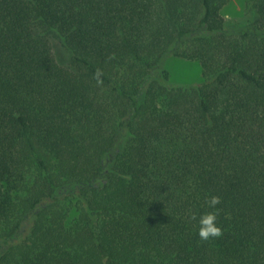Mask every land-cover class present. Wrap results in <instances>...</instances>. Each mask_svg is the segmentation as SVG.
<instances>
[{
  "label": "trees",
  "instance_id": "obj_1",
  "mask_svg": "<svg viewBox=\"0 0 264 264\" xmlns=\"http://www.w3.org/2000/svg\"><path fill=\"white\" fill-rule=\"evenodd\" d=\"M229 1L0 0V264H264V0Z\"/></svg>",
  "mask_w": 264,
  "mask_h": 264
},
{
  "label": "rangeland",
  "instance_id": "obj_2",
  "mask_svg": "<svg viewBox=\"0 0 264 264\" xmlns=\"http://www.w3.org/2000/svg\"><path fill=\"white\" fill-rule=\"evenodd\" d=\"M222 13L228 19L247 22L246 0H230L223 7ZM50 42L58 62L62 65H67L69 62V53L57 38L51 37ZM163 67L168 71L170 79L174 82L192 83L200 81L202 78L200 64L195 59L171 55L164 59ZM74 215L75 212H71L70 217Z\"/></svg>",
  "mask_w": 264,
  "mask_h": 264
},
{
  "label": "clouds",
  "instance_id": "obj_3",
  "mask_svg": "<svg viewBox=\"0 0 264 264\" xmlns=\"http://www.w3.org/2000/svg\"><path fill=\"white\" fill-rule=\"evenodd\" d=\"M220 203V196L211 195L206 199L207 210L202 211L197 219V234L201 239L207 240L210 237H218L222 233V229L217 223L218 211L217 205ZM196 217L195 212L192 213Z\"/></svg>",
  "mask_w": 264,
  "mask_h": 264
}]
</instances>
